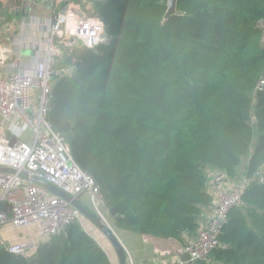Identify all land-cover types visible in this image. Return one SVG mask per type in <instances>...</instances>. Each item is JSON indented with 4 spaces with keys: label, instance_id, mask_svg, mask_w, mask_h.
<instances>
[{
    "label": "trees",
    "instance_id": "1",
    "mask_svg": "<svg viewBox=\"0 0 264 264\" xmlns=\"http://www.w3.org/2000/svg\"><path fill=\"white\" fill-rule=\"evenodd\" d=\"M93 6L109 40L57 66L71 74L54 77L46 119L98 185L115 229L194 238L211 205L207 171L236 174L247 158L252 176L264 162V88L254 93L264 74V0H176L166 20V0ZM241 202L222 226L214 264H264V177ZM32 258L111 264L78 220L31 255L0 246V264Z\"/></svg>",
    "mask_w": 264,
    "mask_h": 264
},
{
    "label": "built area",
    "instance_id": "2",
    "mask_svg": "<svg viewBox=\"0 0 264 264\" xmlns=\"http://www.w3.org/2000/svg\"><path fill=\"white\" fill-rule=\"evenodd\" d=\"M55 2H62L63 8L57 9ZM87 3L88 0H54L52 20L32 67H17L0 77V228L8 226L10 230L27 232L21 241L7 244L5 249L12 254L31 255L37 244L81 217L69 202L34 183L32 177L61 189L82 204L87 200L91 212L106 222L98 185L75 162L65 136L46 119L54 77L59 73L71 74L70 65L59 69L57 66L69 54L81 48L94 49L103 43L100 35L105 29L101 19L94 14L77 12ZM261 29L260 40L264 46V23ZM263 84L264 74L254 92L261 90ZM25 131L29 132L28 137L20 139ZM262 167L264 162L252 176L243 175L238 179H228L223 172H208L210 208L199 219L194 238L182 246L189 264L214 263L212 252L220 245L222 226L231 210L240 205L249 182L254 177L262 181Z\"/></svg>",
    "mask_w": 264,
    "mask_h": 264
},
{
    "label": "crops",
    "instance_id": "3",
    "mask_svg": "<svg viewBox=\"0 0 264 264\" xmlns=\"http://www.w3.org/2000/svg\"><path fill=\"white\" fill-rule=\"evenodd\" d=\"M53 5L54 0H41L39 2L0 0V77H5L17 67H32L35 54H38V51L42 49L40 44L46 38L47 27L52 20ZM56 8L62 9V2H57ZM4 127L8 129L7 124ZM28 135L29 132L25 131L20 135V139H24ZM212 171L214 170H208L207 174ZM83 205L88 206L87 200L84 199ZM110 221L112 220L110 219ZM91 226L93 229H97L93 224ZM5 227L8 226H4L0 230ZM82 227L95 239L108 257L104 242L97 237L95 230H92L87 224H83ZM8 229V238L12 241H21L22 236L26 233L25 230H10L9 227ZM114 230L125 248L126 264H180L181 262L182 264H189L188 261L181 259L183 254L182 243L186 244L193 238L183 235L182 241H177L150 234H140L121 229ZM97 231L99 230L97 229ZM2 235L0 233V236ZM111 258L113 259L112 253ZM108 260L111 264H118L115 251L114 263L110 261L109 257Z\"/></svg>",
    "mask_w": 264,
    "mask_h": 264
},
{
    "label": "water",
    "instance_id": "4",
    "mask_svg": "<svg viewBox=\"0 0 264 264\" xmlns=\"http://www.w3.org/2000/svg\"><path fill=\"white\" fill-rule=\"evenodd\" d=\"M175 5L176 0H166V12L164 14V20H166L169 16L175 14ZM102 42H107L109 40L108 35L106 32H103L100 35ZM38 93V92H36ZM7 139H10V143L12 139L9 134L6 136ZM31 180L36 183L37 185L45 188L52 194L56 195L57 197L69 202L78 212L80 215L86 219H88L109 241L111 246L113 247L115 254L117 256L118 264H126V251L118 237L116 236L113 229L109 227V225L104 222L98 215L91 212L87 207H85L77 198L65 193L61 189L35 177H32ZM109 215L112 214V210L108 211ZM118 218H115L117 220ZM181 259L183 261H189V257L186 253L181 255ZM30 264H38L35 258H32L29 261Z\"/></svg>",
    "mask_w": 264,
    "mask_h": 264
},
{
    "label": "rangeland",
    "instance_id": "5",
    "mask_svg": "<svg viewBox=\"0 0 264 264\" xmlns=\"http://www.w3.org/2000/svg\"><path fill=\"white\" fill-rule=\"evenodd\" d=\"M94 1H97V0H94ZM77 12L80 13L81 15H92L93 14L92 12H94L93 0H88V3L85 4V5L82 4L80 6L79 10H77ZM263 19L264 18H261L257 22V25L259 26L260 29H261L262 23H264ZM260 38H261V35H260ZM260 44H261V47L264 48L263 44L261 43V40H260ZM260 76H259V78H260ZM256 84H257V82H256ZM256 84H255V86H256ZM263 88H264V84H263ZM258 91H260V90H257L256 92H258ZM256 142H257V137L255 136V133H254V135L253 134L251 135L250 142H249V151H248L249 154L252 152L251 149L254 147L253 145H255ZM245 161H247V158L243 161L242 165L238 168V171L236 172V174H233V173H227L228 175L226 174L228 179H238L239 177L243 176L241 174L245 173V171H244V169H245V163L244 162ZM261 171L264 172V167L261 168ZM244 175H246V174H244ZM82 202L84 203V201H82ZM241 204H242V202L240 203V206H241ZM102 214H103L104 219L106 220L107 224L109 225V227L114 230L115 228L113 227V225L111 223L112 221H110L111 217H109V218L107 217V216H110V215L108 213V210L105 207L102 210ZM78 221H79L81 226H83V224H87L88 226H90V228L92 230H95L97 237L100 238L101 241L104 242V246H105V249L108 252V257H109L110 261L112 263H114V250H113L111 244L106 240L104 235L100 231H97V229H93L92 226H91L92 223L88 219H86V218L81 216V217L78 218ZM15 232L18 233V231H15ZM0 233H1V235L3 234L2 236H0V246H3L4 248H6L7 244L13 242L12 239L8 238V235H9L8 227H5L4 229L0 230ZM111 253L113 255V259L111 258Z\"/></svg>",
    "mask_w": 264,
    "mask_h": 264
}]
</instances>
